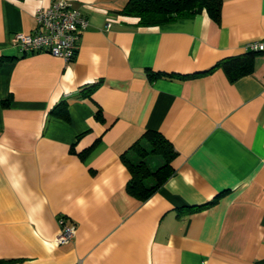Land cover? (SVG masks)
I'll use <instances>...</instances> for the list:
<instances>
[{
  "label": "crops",
  "instance_id": "crops-1",
  "mask_svg": "<svg viewBox=\"0 0 264 264\" xmlns=\"http://www.w3.org/2000/svg\"><path fill=\"white\" fill-rule=\"evenodd\" d=\"M52 1L0 0L2 264H264V51L235 80L216 65L264 38V0L161 26L120 14L128 0H67L88 21L68 63L15 43ZM146 130L176 156L141 200L123 156L138 163V142L163 163Z\"/></svg>",
  "mask_w": 264,
  "mask_h": 264
},
{
  "label": "trees",
  "instance_id": "trees-1",
  "mask_svg": "<svg viewBox=\"0 0 264 264\" xmlns=\"http://www.w3.org/2000/svg\"><path fill=\"white\" fill-rule=\"evenodd\" d=\"M221 5L222 0H128L125 7L120 10V14L137 18L140 26H161L178 19L191 18L202 12H206L214 21H218ZM256 53L258 52L246 51L242 55L224 58L216 65L220 66L231 80H235L250 71L252 58ZM149 76L154 78L164 76V74L149 72ZM63 109L64 106H58L53 111L66 117ZM141 137L148 141L150 153L161 156L163 160V163L154 172H150L143 160L148 151L138 142L132 145L141 158L138 163L132 164L123 156L130 172V179L126 186L127 192L130 196L142 200L149 197L172 174L171 162L176 156V151L171 142L156 130H146ZM149 176L153 177L154 183L151 186H146L145 179ZM198 208L202 207H196V209ZM2 263L5 261L0 260V264Z\"/></svg>",
  "mask_w": 264,
  "mask_h": 264
},
{
  "label": "built area",
  "instance_id": "built-area-1",
  "mask_svg": "<svg viewBox=\"0 0 264 264\" xmlns=\"http://www.w3.org/2000/svg\"><path fill=\"white\" fill-rule=\"evenodd\" d=\"M34 17L36 28L33 32L15 35V43L20 52L43 51L62 59L65 63L70 62L75 55L80 35L88 26L82 12L67 0H55L46 7L35 8ZM244 48L246 51L262 52L264 38L249 41ZM57 223L59 231L55 238L56 243L71 241L76 232L75 224L67 223L65 215H59Z\"/></svg>",
  "mask_w": 264,
  "mask_h": 264
}]
</instances>
